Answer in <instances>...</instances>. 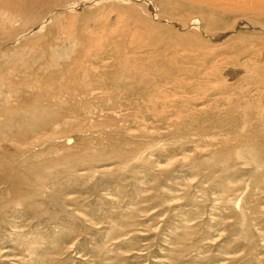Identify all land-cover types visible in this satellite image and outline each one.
Wrapping results in <instances>:
<instances>
[{
    "label": "rangeland",
    "instance_id": "1",
    "mask_svg": "<svg viewBox=\"0 0 264 264\" xmlns=\"http://www.w3.org/2000/svg\"><path fill=\"white\" fill-rule=\"evenodd\" d=\"M45 2L0 10V264H264V0Z\"/></svg>",
    "mask_w": 264,
    "mask_h": 264
},
{
    "label": "bare ground",
    "instance_id": "2",
    "mask_svg": "<svg viewBox=\"0 0 264 264\" xmlns=\"http://www.w3.org/2000/svg\"><path fill=\"white\" fill-rule=\"evenodd\" d=\"M15 6L13 10L10 11L11 3L10 1L7 2H0V10L6 12V18L10 19L11 15L18 16L23 15V26L26 27H33L37 22L39 25H42L47 20L46 17H43L44 11L49 10L51 6L49 2H45V0H14ZM55 3V2H52ZM57 3V2H56ZM12 18V17H11ZM5 18H3L4 20ZM6 23V22H5ZM4 24V23H3ZM7 24V23H6ZM37 26V25H36ZM1 28V27H0Z\"/></svg>",
    "mask_w": 264,
    "mask_h": 264
}]
</instances>
